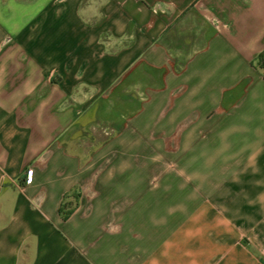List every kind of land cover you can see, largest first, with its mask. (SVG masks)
Wrapping results in <instances>:
<instances>
[{"label":"crops","instance_id":"crops-1","mask_svg":"<svg viewBox=\"0 0 264 264\" xmlns=\"http://www.w3.org/2000/svg\"><path fill=\"white\" fill-rule=\"evenodd\" d=\"M263 51L264 0H0V264H211L194 188L264 204Z\"/></svg>","mask_w":264,"mask_h":264},{"label":"rangeland","instance_id":"rangeland-1","mask_svg":"<svg viewBox=\"0 0 264 264\" xmlns=\"http://www.w3.org/2000/svg\"><path fill=\"white\" fill-rule=\"evenodd\" d=\"M102 135L105 137L104 134ZM103 136L99 141L94 142L69 141V146L76 147L78 144L86 148L92 143H101ZM164 160L165 164H173L171 158H164ZM188 175L181 174V184L187 182ZM193 191L195 192L197 212H205V209H210L207 212L210 213V219H197L194 236L187 238V242L196 246H210L213 250L211 264H233L235 261L240 262L238 264H256L257 262L264 264V204L253 205L246 202L247 199L242 205L237 203L235 189L200 188L197 186ZM234 246L241 247L242 251L232 252L235 259L230 258L226 263L222 262L221 259L228 252L220 250L226 247L231 250ZM196 254L197 256L202 255L198 252Z\"/></svg>","mask_w":264,"mask_h":264},{"label":"trees","instance_id":"trees-1","mask_svg":"<svg viewBox=\"0 0 264 264\" xmlns=\"http://www.w3.org/2000/svg\"><path fill=\"white\" fill-rule=\"evenodd\" d=\"M257 65H259V67H261L264 70V51L259 54L257 58ZM263 76H264V72H263ZM69 194L73 195L76 201L79 198V193L76 192V190H73ZM67 197L68 195L65 196L59 208L60 213L64 219H67L75 208V205H73V203L67 201Z\"/></svg>","mask_w":264,"mask_h":264},{"label":"built area","instance_id":"built-area-1","mask_svg":"<svg viewBox=\"0 0 264 264\" xmlns=\"http://www.w3.org/2000/svg\"><path fill=\"white\" fill-rule=\"evenodd\" d=\"M28 173H30V171H28Z\"/></svg>","mask_w":264,"mask_h":264}]
</instances>
